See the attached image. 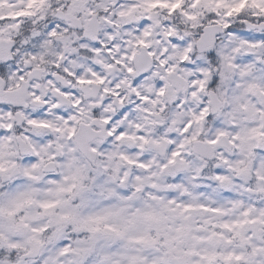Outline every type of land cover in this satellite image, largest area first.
I'll return each mask as SVG.
<instances>
[{"label":"rangeland","instance_id":"rangeland-1","mask_svg":"<svg viewBox=\"0 0 264 264\" xmlns=\"http://www.w3.org/2000/svg\"><path fill=\"white\" fill-rule=\"evenodd\" d=\"M94 1L92 9L109 13L102 17L108 34L99 44L78 40L68 50H95L101 67L121 64L129 105L121 116L126 135L137 142L131 149L110 144L101 152L109 159L95 166L65 142L52 176L32 170L26 159L15 162L13 151L9 163L22 169L0 182V251L16 257L0 258V264H170L169 253L186 255L189 264H264V104L258 100L264 93V33L255 29L264 20V0ZM48 3L0 0L1 35L7 39ZM158 21L163 25L157 30ZM210 24L221 25L224 34L213 54H201L194 46ZM171 34L176 39L165 47L163 35ZM139 46L155 65L134 82L126 71ZM176 65L190 88L161 113ZM209 90L222 102L215 115L209 113ZM150 132L171 139L164 160L140 147ZM223 135L231 147L218 149L214 161L191 154L190 140L213 144ZM175 156H191L185 174L170 169ZM7 168L0 167V180ZM241 168L252 177H236ZM41 244L37 259H20ZM70 248L80 253L78 260Z\"/></svg>","mask_w":264,"mask_h":264},{"label":"flooded vegetation","instance_id":"flooded-vegetation-1","mask_svg":"<svg viewBox=\"0 0 264 264\" xmlns=\"http://www.w3.org/2000/svg\"><path fill=\"white\" fill-rule=\"evenodd\" d=\"M53 1L39 7L27 23L20 22L17 30L11 31L14 35L5 39L0 33V41H12L11 59L0 63V99L4 96L7 101L4 104L0 100V167H9L1 176L15 169L21 172V164L9 163L13 151L17 155L15 162L26 159L32 170H39L44 176L58 172L59 162L66 154L60 147L65 142L83 159L75 140L79 125L90 137L89 148L97 162L102 157L109 159L101 152L109 149L110 144L119 148L124 142L131 149L137 142L126 135L129 127L121 116L129 108L119 77L123 72L121 64L108 61L101 67L96 62L95 50H68L78 40L93 46L99 44L108 34L102 17L109 13L92 9L98 5L94 0ZM3 22L0 21V30L5 26ZM28 39L31 42L27 44ZM56 44L61 45L57 52ZM90 67L99 75L91 74ZM126 73L130 76V70ZM84 74L87 76L83 80L80 77ZM142 138L140 147L144 148L149 140L160 143L166 137L150 132ZM22 143L28 154H20ZM168 147L167 154L172 148ZM175 160L188 158L175 156ZM49 168L56 170L46 173Z\"/></svg>","mask_w":264,"mask_h":264},{"label":"water","instance_id":"water-1","mask_svg":"<svg viewBox=\"0 0 264 264\" xmlns=\"http://www.w3.org/2000/svg\"><path fill=\"white\" fill-rule=\"evenodd\" d=\"M12 2H14L15 0H11ZM159 24L155 26L156 29H158ZM258 29L264 31V23H260L258 25ZM223 30L222 27L219 25H214L212 24V26H207L205 28H203L202 30V34H201V38L198 41L196 48L200 51V52H205L207 54H211L213 51V45L216 42V38L218 35L222 34ZM9 46V44H7ZM4 47V43L0 42V50H2ZM5 48V47H4ZM11 47H7V49H3L4 52L8 53L10 52ZM1 52V51H0ZM144 57L148 59V56L146 55V51L144 49H141V53H139L135 59V69L137 74L138 73H144L145 71H148L149 68L151 67V61H146L144 59ZM7 58H9V56L7 55ZM7 58L5 59V61L7 60ZM141 59L145 60V62H141ZM0 62H2V59H0ZM173 76V80H175V82L177 81L175 78V74L172 75ZM259 99L264 103V95H260ZM210 102H211V113H216V111L220 108V103L219 101H217L216 96L213 93H210ZM219 145H224L227 146L229 148V144H226V138H221L217 144L213 147L209 146V145H204L198 141H196L195 143H193V148H194V152L198 153L199 155L205 157L206 159H213L214 156V151L216 150V148ZM82 151L85 155H88V151L86 150V147L84 146L82 148ZM180 170H185V167L180 168ZM15 175V173H12V175L10 177L7 178H3V181H7L9 179H11L13 176ZM241 175V174H240ZM40 248L41 247H37V249H35L33 252L31 253H27V255H23L21 258L22 259H27V258H36L40 252ZM70 253L76 258L79 259L80 255L78 253H76L74 250H70ZM169 261L173 264H186L185 261V257L184 256H173V255H169Z\"/></svg>","mask_w":264,"mask_h":264},{"label":"trees","instance_id":"trees-1","mask_svg":"<svg viewBox=\"0 0 264 264\" xmlns=\"http://www.w3.org/2000/svg\"><path fill=\"white\" fill-rule=\"evenodd\" d=\"M242 11H243V9H242ZM242 16V15H241ZM16 256L15 255H10V258L12 259V258H15ZM0 258L1 259H5V258H9L8 256H6V252L4 253V252H0Z\"/></svg>","mask_w":264,"mask_h":264}]
</instances>
